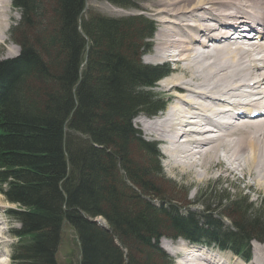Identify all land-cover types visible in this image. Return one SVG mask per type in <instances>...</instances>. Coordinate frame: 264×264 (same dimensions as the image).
<instances>
[{"label":"trees","instance_id":"1","mask_svg":"<svg viewBox=\"0 0 264 264\" xmlns=\"http://www.w3.org/2000/svg\"><path fill=\"white\" fill-rule=\"evenodd\" d=\"M104 1L134 9L133 0ZM11 2L14 32L32 35L31 45L24 30L19 55L0 60V194L20 207L9 212L20 223L11 264H57L63 218L80 264H160L162 237L247 261L250 244L264 239V196L217 195L212 209L176 204L158 190L154 144L132 126L138 113L162 108L149 89L168 71L140 61L153 23L84 17V0ZM96 217L109 231L86 219Z\"/></svg>","mask_w":264,"mask_h":264},{"label":"bare ground","instance_id":"2","mask_svg":"<svg viewBox=\"0 0 264 264\" xmlns=\"http://www.w3.org/2000/svg\"><path fill=\"white\" fill-rule=\"evenodd\" d=\"M150 2L161 7L152 14L169 18L156 21L154 59L173 63L176 76L158 83L171 93L170 105L157 121L141 120L146 135L167 143L165 156L173 165L196 169L199 176L221 165L224 173L264 190V0ZM8 11V0H0L1 41ZM249 32L255 36L247 40ZM254 111L257 117H250ZM253 247L248 264H264V242ZM177 253L179 264H224L188 247Z\"/></svg>","mask_w":264,"mask_h":264},{"label":"rangeland","instance_id":"3","mask_svg":"<svg viewBox=\"0 0 264 264\" xmlns=\"http://www.w3.org/2000/svg\"><path fill=\"white\" fill-rule=\"evenodd\" d=\"M150 1L151 0H133L134 9H126V8L116 7L112 4H109L108 2L104 0H84V15L83 16L85 17L88 12H92L94 14H98L106 18H114V19L142 15L147 21H151L154 24L155 32L150 41L151 44L149 46L148 54L143 56L140 61L142 64H145V65H165L168 68V70H170L171 72V75L167 77V79L172 80L176 76V73H172V69L174 70L175 65L173 63H170L169 61L166 62V59L164 61H158L154 59L156 57V54L154 53L156 49V45L154 42H155L157 31L159 30L158 29L159 26L156 21H159L161 19H169V18L164 17V16L158 17L152 14L151 11H154L155 9ZM8 8H9V11L6 13V24L8 25V29L5 35L6 40L2 39L1 41V38H0V60L1 61L12 59L18 56V54L20 53V47L16 45L15 42L17 38L19 39V37L21 36V33L24 32V30L26 33L25 35H27V38L29 37L30 39L32 37V35L30 36V32L26 31L25 28L24 29L21 28L22 30H16L14 32L15 26L19 24L20 22V12H18V10H13L12 5H11V0H8ZM155 8H156L155 11H158L161 7H155ZM48 19L49 18L47 17L46 22H45L46 29L50 27L48 26V23H49ZM50 34L51 33H47L45 38L48 39V36ZM39 41H41L40 38H39ZM30 44L32 45V38L30 40ZM36 46L38 47V45ZM168 52L171 53L170 51ZM166 55L169 56L168 53H166ZM150 59H154V60L150 61ZM240 60L242 59L241 58L238 59V62ZM158 85L159 84L155 85L153 89H151V93L153 94V97H155V99L157 97V100L161 99L164 102H167L168 101L167 97L170 96L171 93L166 91L167 89L160 88ZM143 118H150V117L144 116L142 114L139 115L132 122L133 128L139 132V135H141V137L145 141L155 143L156 140L152 139L153 137L151 136L148 137L145 131H143L140 127L139 120L140 119L143 120ZM157 151L161 156L160 164H161V168L163 171V175L161 173V175L155 178L156 182L159 183V185L162 187V188L158 187V190L160 191V193H162V195L166 194L167 198L173 199L176 202V204L180 206H185L183 204H186V203H195L198 205V208L209 207V209H212V203L216 204L213 200L215 197H217V195L225 197L227 194H232V195L237 196L240 194V189L244 190L243 192L247 193L250 196L251 200L253 201L255 200V196H254L255 194L264 196V190L254 187L253 180L249 179L250 181L249 180L244 181L241 179L240 175L235 176L228 172L224 173L221 165L214 167L213 170L210 173H208L206 176H199L197 172H195L196 169L194 170V169H191L190 167L188 168L187 166H183L179 163L176 165H173V163L172 162L169 163L168 160L167 162H165V157L162 155L161 151L158 148H157ZM195 152H197V150ZM132 153L135 158V161L138 162V160H140L138 150L134 149ZM164 155L166 154L164 153ZM165 163H166V166H165ZM209 183L211 186L210 188L211 192L209 190V187L205 186L206 184H209ZM217 192H221V193H217ZM209 196H210V199H209ZM10 204L11 203H9L6 200L5 196L0 194V208H1L0 209V235H2L4 239V242L0 245V252L2 253V256L0 258L1 264H11L10 257L12 255V249L15 247V243H16V238H14L11 233L12 231H16L19 228V224L17 223V221L14 220L10 215H8L11 208L15 209L13 205H10ZM191 207H192L190 208L191 211H194L196 209V207L194 206H191ZM96 221H97V225L106 226V224L103 222L102 219H97ZM66 231L67 232L61 236V239H60L61 243L58 246L57 251H56L57 261L59 264H79L80 255H79V248L77 245L75 235L70 228H66ZM1 240L2 238L0 237V241ZM158 245H159L158 251L159 252L162 251L168 257V261L170 264H179L181 261L180 260L177 261V258L173 255V253L178 252L179 248L187 249V247L189 248L192 254L199 255L200 253H203L207 256L211 255V256H214L216 260L220 262H224V264H244L242 260L240 261V259L233 257L232 255L228 253H221L215 249L191 248L187 244L183 245L180 242L170 243L168 241H159ZM170 252H171V255H170ZM254 257H255V254H254V247H253L251 260ZM237 261H239L240 263ZM165 263L166 261H162V263L160 264H165Z\"/></svg>","mask_w":264,"mask_h":264},{"label":"water","instance_id":"4","mask_svg":"<svg viewBox=\"0 0 264 264\" xmlns=\"http://www.w3.org/2000/svg\"><path fill=\"white\" fill-rule=\"evenodd\" d=\"M79 30V29H78ZM66 222L64 221L63 224H65Z\"/></svg>","mask_w":264,"mask_h":264}]
</instances>
